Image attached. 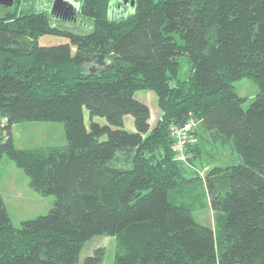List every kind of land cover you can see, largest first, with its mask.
Listing matches in <instances>:
<instances>
[{"label": "trees", "instance_id": "obj_1", "mask_svg": "<svg viewBox=\"0 0 264 264\" xmlns=\"http://www.w3.org/2000/svg\"><path fill=\"white\" fill-rule=\"evenodd\" d=\"M111 5L80 0L87 33L54 26L42 11L0 16V118L9 136L0 157L39 195L55 197L46 214L15 227L0 192V264H76L94 235L115 238L113 264H264V0H134L116 18ZM46 34L68 42L42 45ZM180 55L191 64L186 79ZM244 77L258 87L246 109L233 86ZM137 90L156 95L154 125ZM190 118L198 121L190 162L205 134L239 160L204 176L209 205L223 216L219 239L169 200L191 180L174 159L169 127ZM23 121L62 122L66 145L16 148L10 129ZM103 251L83 264H101Z\"/></svg>", "mask_w": 264, "mask_h": 264}, {"label": "rangeland", "instance_id": "obj_2", "mask_svg": "<svg viewBox=\"0 0 264 264\" xmlns=\"http://www.w3.org/2000/svg\"><path fill=\"white\" fill-rule=\"evenodd\" d=\"M54 0H20L11 5L0 4V16L7 12L20 14L25 11L45 12L52 25L61 29L75 33H87L92 29L91 19L82 16L80 12L68 17H61V12L53 11ZM74 6L79 8L80 0H69ZM127 3V2H126ZM115 4L109 9L110 17H120L128 14L132 8L131 3ZM177 39L180 40L177 36ZM68 42L67 38L60 35H42L39 43L42 45H53ZM178 78L186 79L191 70V64L187 55L179 57ZM90 68V67H89ZM174 84V81L171 82ZM236 93L245 98L242 108H248L249 104L258 93L256 83L247 77L233 82ZM134 98L145 103L150 108V120L154 125L159 119L161 111L157 106L156 95L150 90H137ZM86 124L89 123L88 111L83 110ZM93 120L99 124H106V120L100 116H94ZM124 128L134 131L133 117L125 115L123 118ZM13 145L19 149L46 148L54 146H65L67 141L64 134L62 122L55 121H23L11 126ZM102 137L100 139H104ZM201 144L202 152L199 150L198 157L190 162L192 167L186 166L183 176L191 179L183 186L169 191V200L178 205H183L191 210L192 216L199 224L211 226L214 229L216 239L220 238L223 230V216L219 212H214L207 196L204 183V176L207 174L208 167H226L237 163L238 156L231 149L230 144H220L219 142H207ZM119 155V152L117 153ZM121 156L120 158H122ZM120 163H123L122 161ZM119 163V164H120ZM188 167V168H187ZM194 169H197L194 170ZM194 170V171H193ZM0 192L6 205V209L15 227L20 226V222L46 214L52 207L55 197L53 195L42 196L29 186V179L25 172L18 168L6 155L0 157ZM97 248H103L101 264H113V257L116 249V241L113 236L94 235L83 244L76 264H83L86 256L91 255ZM221 248L217 250L219 255Z\"/></svg>", "mask_w": 264, "mask_h": 264}, {"label": "built area", "instance_id": "obj_3", "mask_svg": "<svg viewBox=\"0 0 264 264\" xmlns=\"http://www.w3.org/2000/svg\"><path fill=\"white\" fill-rule=\"evenodd\" d=\"M198 121L192 118L187 119L181 124H171L169 127V135L172 139V151L174 159L183 163L188 167H192L189 161V153L187 151V143L190 139V132L197 126ZM7 121L0 118V145L4 144L8 139ZM197 171V169H194Z\"/></svg>", "mask_w": 264, "mask_h": 264}, {"label": "water", "instance_id": "obj_4", "mask_svg": "<svg viewBox=\"0 0 264 264\" xmlns=\"http://www.w3.org/2000/svg\"><path fill=\"white\" fill-rule=\"evenodd\" d=\"M63 1H68L69 2V0H54L53 5H52V10L53 11L58 10L60 3H62ZM12 3H13V0H0V4L1 5H7V6H9ZM129 3L133 4L134 3V0H129ZM69 6L72 7V10L70 11V15H74L79 10L78 6L77 5L74 6L71 2H69Z\"/></svg>", "mask_w": 264, "mask_h": 264}, {"label": "flooded vegetation", "instance_id": "obj_5", "mask_svg": "<svg viewBox=\"0 0 264 264\" xmlns=\"http://www.w3.org/2000/svg\"><path fill=\"white\" fill-rule=\"evenodd\" d=\"M112 0V4L115 3V4H123V3H129V0ZM14 2V0H13ZM64 2V3H63ZM62 3H60L59 5V9L57 11L61 12V17H68V16H71L70 15V11L72 10V7L69 6V2L68 1H63ZM126 3V4H127ZM80 6V5H79ZM56 11V12H57Z\"/></svg>", "mask_w": 264, "mask_h": 264}, {"label": "crops", "instance_id": "obj_6", "mask_svg": "<svg viewBox=\"0 0 264 264\" xmlns=\"http://www.w3.org/2000/svg\"><path fill=\"white\" fill-rule=\"evenodd\" d=\"M149 124L152 125V124H151V120H149ZM11 136H12V131H11ZM204 136H205V135H204ZM193 139H194L193 142H195L196 139H197V142L200 141L198 138H193ZM201 141L203 142V139H201ZM202 142H201V144H202ZM200 147H201V146H200ZM200 151L202 152V147H201ZM206 168H207V170L209 171L212 167H209V166L207 167V166H206ZM210 227H211V226H210Z\"/></svg>", "mask_w": 264, "mask_h": 264}]
</instances>
